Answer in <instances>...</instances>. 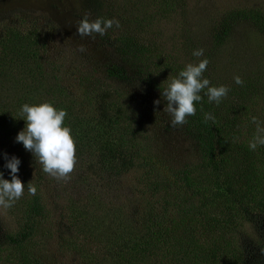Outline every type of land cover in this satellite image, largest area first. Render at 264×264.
Wrapping results in <instances>:
<instances>
[{"label": "rangeland", "instance_id": "374dc122", "mask_svg": "<svg viewBox=\"0 0 264 264\" xmlns=\"http://www.w3.org/2000/svg\"><path fill=\"white\" fill-rule=\"evenodd\" d=\"M95 1L0 0V172L4 179L11 180L10 169L4 167L5 154L9 159L19 158L17 176L25 185L24 195L11 208L0 209V264H20L24 258L28 264L174 261L175 255L159 257L155 263L153 257L128 263L132 248L113 253L106 240L127 242L130 247L138 243L147 253L152 246L142 240L151 237L150 232L164 233L180 215L172 205L167 211L163 209L169 191L164 189L162 178L166 177L168 187H173L171 172L202 163V154L185 124L171 126L162 92L188 63L208 59L204 78L210 80V86L229 88L218 106L227 110L252 100L253 118L264 127V98H260L264 96V0H97V6ZM99 15L105 20H118L120 27L114 25L104 36L95 34L94 39L80 37L78 22L85 16L92 21ZM5 34L10 36L6 40ZM81 45L86 51L79 50ZM201 48L204 55L193 56V51ZM140 50L146 54H137ZM160 59L169 62L167 68L158 67ZM237 75L243 85L235 83ZM52 84H58L55 94H44ZM206 91L200 95L205 96ZM251 91L257 95H251ZM98 92L111 93L103 100L111 110L106 121L113 120L104 126L106 136L121 137L134 147L129 148L132 163L118 172L111 160L104 167L99 156L88 159L80 144V133L84 136L86 128L99 129L100 124L90 119L96 115L92 98ZM202 99L218 108L207 96ZM156 100H160L159 105L154 103ZM39 102H50L67 112L64 126L71 129L77 157L67 181L40 170L42 166L33 153L16 142L26 127L25 119L16 129L1 124L4 111L19 115L18 104L22 107ZM118 110L130 111L134 117L128 131ZM219 117L218 125L227 121ZM253 125L256 133L257 125ZM228 132L229 128H224L222 136ZM147 180L156 184L157 191L140 184ZM31 181L44 213L34 217L30 239L20 250H13L2 244L1 237L16 232L20 218H24ZM149 204H154L156 214L161 212V223H154V217L146 218ZM194 206H200L196 200ZM119 209L120 215L111 213ZM217 215L205 210V218H201L211 222ZM116 221L119 226L113 225ZM214 231L202 229L199 236L187 232L180 242L217 235ZM227 237L242 247L244 255L246 251V258L262 255L264 264V247L259 244L264 242V222L236 226L232 236Z\"/></svg>", "mask_w": 264, "mask_h": 264}, {"label": "trees", "instance_id": "16d2710c", "mask_svg": "<svg viewBox=\"0 0 264 264\" xmlns=\"http://www.w3.org/2000/svg\"><path fill=\"white\" fill-rule=\"evenodd\" d=\"M95 2L97 6V0ZM97 18L104 19L102 15L97 16ZM12 32L15 34V31ZM9 37L8 34H5L4 40ZM2 42L3 40L0 43ZM137 54L142 55L146 52L140 50ZM165 60L160 59L159 68L168 67L169 62L166 63ZM57 88L58 84L49 85L44 94L52 96ZM111 93L114 94L113 91ZM111 93L98 92L92 98L96 115L90 119L94 123L100 124L98 125L99 129L86 128L84 136L80 133V144L88 159L97 155L104 167L111 164L109 161L111 160L115 162L112 166L118 172L132 163L133 154L131 150L134 147L130 144L131 142H123L121 137L112 139L110 135L106 136L107 130L104 126L112 124L113 120L106 121L107 114L111 113V110L103 100ZM251 95L257 94L251 91ZM202 98H206V95ZM260 98H264V96ZM42 100L44 99L42 98ZM39 103H32L31 105ZM253 104L252 100H247L246 104L241 102L237 108L230 107L226 110L222 109L221 106L218 108L211 107L203 99L196 103V114L187 117L185 129L189 137L198 142V148L202 154V163L186 165L182 169L173 170L174 172H171L174 179L173 187H168L166 177L162 178L164 189L166 192L169 191V195L163 202V209L167 211L168 206L172 205L171 207H177L180 210V215L173 219L171 227L166 228L164 233L161 230L150 232L151 237L142 240L149 242L148 244L152 246L149 252H142L138 243L134 247H130L127 242L113 243L107 239V243L111 244L109 249L113 253L132 248L131 256L127 259L128 263L144 262L147 257L149 259L153 257L152 262L155 263L159 257L164 259L175 255L174 261L169 260L164 264H262V255L250 259L246 258V251L244 255L242 247L236 246L227 237L232 236L236 226L240 227L244 223L264 222V145H258L254 151L250 150L248 146L249 141L255 135ZM21 108L18 104L19 115L16 112L4 111L1 124L12 129L20 127V120L23 119L20 112ZM118 112L124 118L128 131L129 125L134 124L132 113L130 111L123 113L122 110H118ZM205 113H211L215 117L214 121L205 122ZM218 117L220 120L227 121L218 125ZM227 123H230L232 127L228 126ZM226 127L229 128L230 132L222 136V131ZM96 146L97 148H95ZM151 174L148 175L151 176ZM140 184L145 189L154 187L157 191L156 184L149 180ZM195 200L200 205L198 208L194 206ZM145 201L147 204V200ZM208 205H210L209 208ZM23 209L24 218H20L17 231L10 234L6 233L5 237H1L2 244L13 250H20L22 244L30 239L35 228L34 217L44 213L38 194L30 195ZM154 209V204H149L145 216L147 219L154 217L152 219L154 223H161V212L156 214ZM205 210L218 213V215L211 222L202 220L201 216L205 218ZM111 213L120 215L121 210ZM113 225L119 226V222L116 221ZM202 229L206 232L216 230L214 232L217 235H208L203 239L186 238L183 244L180 242L181 238L185 237V233L193 231L195 235L199 236L202 234ZM180 230L181 234L177 235ZM142 237L145 238V236ZM259 244H261V248L264 247V242L261 241ZM24 260V262L19 260L20 264L29 263L27 258Z\"/></svg>", "mask_w": 264, "mask_h": 264}, {"label": "clouds", "instance_id": "9594fccd", "mask_svg": "<svg viewBox=\"0 0 264 264\" xmlns=\"http://www.w3.org/2000/svg\"><path fill=\"white\" fill-rule=\"evenodd\" d=\"M119 28V21L116 19L97 18L90 21L87 16L78 22L77 34L80 37L95 38V34L104 36L113 26ZM86 51L83 45L79 49ZM193 56L199 58L204 55V49H196ZM208 59H201L198 63H188L178 76L171 78L167 87L163 88L162 96L166 99L167 105L164 112L171 117V126H183L187 123V117L194 116L197 108L196 103L202 100L200 93L204 94L210 103L215 102L218 106L227 96V86H210V80L204 78L203 73L207 70ZM234 81L243 85L244 81L240 76H235ZM160 104V100L154 102ZM21 115L26 120V127L19 132L16 142L22 143L24 148L33 153L37 163L42 166V171L49 176L67 181L74 171L76 157V142L72 136L71 129L64 126L67 112L64 109H57L50 102H43L36 105L23 104ZM211 113H205L204 120L214 121ZM253 123L257 125L256 133L249 141L250 150H255L258 145H264V127H261L256 118ZM7 163L5 168L10 169L11 180L3 178L0 172V209L7 210L19 200L25 192V185L17 176L19 172L20 159L13 156L11 159L5 154ZM29 195H35L37 188L31 181L27 185Z\"/></svg>", "mask_w": 264, "mask_h": 264}]
</instances>
